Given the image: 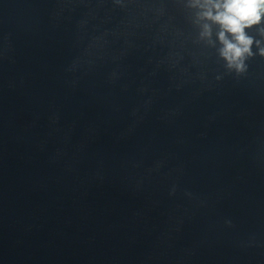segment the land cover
I'll list each match as a JSON object with an SVG mask.
<instances>
[{
    "label": "water",
    "instance_id": "95a60500",
    "mask_svg": "<svg viewBox=\"0 0 264 264\" xmlns=\"http://www.w3.org/2000/svg\"><path fill=\"white\" fill-rule=\"evenodd\" d=\"M197 12L0 0V264H264V23Z\"/></svg>",
    "mask_w": 264,
    "mask_h": 264
},
{
    "label": "clouds",
    "instance_id": "9594fccd",
    "mask_svg": "<svg viewBox=\"0 0 264 264\" xmlns=\"http://www.w3.org/2000/svg\"><path fill=\"white\" fill-rule=\"evenodd\" d=\"M190 6L198 9L197 19L203 21L201 36L211 39L212 25H217L220 56L229 68L242 71L253 43L260 44L246 29L264 23V0H190ZM260 32L264 35V28ZM259 51L264 55V47Z\"/></svg>",
    "mask_w": 264,
    "mask_h": 264
}]
</instances>
